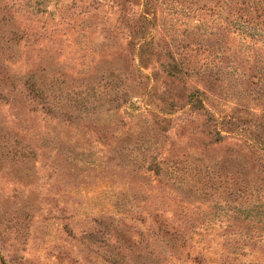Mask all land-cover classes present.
Instances as JSON below:
<instances>
[{"label":"rangeland","instance_id":"obj_1","mask_svg":"<svg viewBox=\"0 0 264 264\" xmlns=\"http://www.w3.org/2000/svg\"><path fill=\"white\" fill-rule=\"evenodd\" d=\"M206 2L0 0V264H264V44Z\"/></svg>","mask_w":264,"mask_h":264},{"label":"trees","instance_id":"obj_2","mask_svg":"<svg viewBox=\"0 0 264 264\" xmlns=\"http://www.w3.org/2000/svg\"><path fill=\"white\" fill-rule=\"evenodd\" d=\"M97 4H105L110 2V6L118 9L120 15H126L127 4L132 3L136 7H142V11L138 14H134L131 19L137 21L138 31L133 35V39L136 41H144L146 37L150 34L148 31V25L151 23L150 13L155 14L156 11L161 8V6L166 2V0H92ZM189 2H205L206 0H186ZM209 3L206 4L214 5L216 12L223 16L227 24L231 25L242 37L243 40L251 39V43L256 45L257 43L264 44V0H208ZM228 16V17H226ZM229 18V19H227ZM226 29V28H225ZM135 32V31H134ZM155 35L153 34V42ZM253 40V41H252ZM257 57H261L260 53L256 52ZM172 60L174 65L172 69H175L177 74H180V66L183 64L182 60L173 56ZM186 60V59H185ZM185 63V62H184ZM197 72V71H195ZM144 75V74H143ZM188 96L187 104L193 105L197 110H202L207 117V124L210 128L208 134L214 133L218 137L214 140L215 143H219L224 140V136L221 134L220 130L217 129L219 122L204 105L205 100L203 99V93L195 90L191 92ZM250 152V151H249ZM250 155V154H249ZM251 158V156H250ZM257 167H259V174H264V157L259 159ZM262 161V162H260ZM236 169L235 166L231 165V169ZM259 180V179H258ZM260 182L264 183V177L260 178ZM220 186V185H219ZM223 186L222 188H224ZM226 188V187H225ZM237 192H233L235 194Z\"/></svg>","mask_w":264,"mask_h":264}]
</instances>
